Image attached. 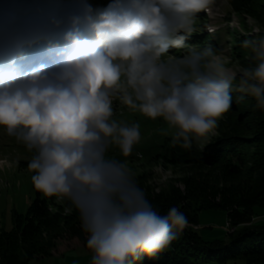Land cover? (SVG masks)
<instances>
[{"label":"clouds","instance_id":"1","mask_svg":"<svg viewBox=\"0 0 264 264\" xmlns=\"http://www.w3.org/2000/svg\"><path fill=\"white\" fill-rule=\"evenodd\" d=\"M214 2L0 0V129L31 153L35 191L78 211L89 264L156 260L189 227L139 186L127 158L141 125L120 110L162 120L183 149L215 134L233 92L264 110V33L242 41L251 63L235 71L187 43Z\"/></svg>","mask_w":264,"mask_h":264},{"label":"trees","instance_id":"2","mask_svg":"<svg viewBox=\"0 0 264 264\" xmlns=\"http://www.w3.org/2000/svg\"><path fill=\"white\" fill-rule=\"evenodd\" d=\"M247 1L230 0V3L238 8ZM205 35L203 40L198 39L199 47L212 41V35ZM237 94L233 92V98ZM246 99L251 100L253 110L239 115V125L247 135L239 134L238 129L222 132L209 145L207 153L201 152L196 144L191 149L173 147L168 137L159 152L168 161H195L216 166L225 184L208 177L204 180L189 177L185 180V192L172 188L154 197L145 193L161 214L176 206L192 225L200 224V210L222 209L227 212L233 230L226 237L206 239L198 229L188 227L174 246L158 259L145 257L138 264H227L238 260L245 264H264V110L255 107L253 98ZM24 165L27 161H21L20 166ZM217 197H220L219 202L215 200ZM52 199L37 193L25 213H14L12 228L0 230V264H40V259L52 255L55 243L43 236V230L57 229L61 222L74 225L77 218L76 213L65 217L52 213Z\"/></svg>","mask_w":264,"mask_h":264},{"label":"rangeland","instance_id":"3","mask_svg":"<svg viewBox=\"0 0 264 264\" xmlns=\"http://www.w3.org/2000/svg\"><path fill=\"white\" fill-rule=\"evenodd\" d=\"M90 2L94 5H106L108 0H90ZM197 23L199 30L187 40V43L201 46L199 42L203 40V36H206L205 33H209L208 27L213 28V33H209L212 35L210 37L212 41H207L206 44L212 45L226 67L234 71L238 70L251 63V51L242 47V41L249 38L255 30L264 33V0H248L238 8L233 7L230 0H215L211 14L200 13ZM250 101L245 99L243 102H236L233 98L232 108L219 121L215 134L206 141L193 144H196L201 152L207 153L209 145L222 132L229 133L238 129L239 134L247 135V131L239 125V115L244 111L246 114L252 112ZM118 116L130 123L138 121L141 125V143L136 146L133 156L127 160L139 186L149 197L171 191L172 188L185 192L187 189L185 180L189 177L195 180L202 178L204 180L208 177L213 182L217 179L225 184V178L221 177L220 170L216 166L195 161H168L159 155V152H162L161 145L170 137L161 131L166 127L162 120H149L127 110H120ZM136 152L139 155H136ZM30 155L31 153L14 137L6 135L3 129H0V230L12 228L14 213H25L37 196L38 192L31 184V173L27 171V165L20 166L21 161H27ZM118 158L125 159L122 156ZM215 200L219 202L220 197ZM67 207L68 205L57 202L54 198L51 201L52 213H58L61 217L76 213L77 218L74 220V225L71 222V225H63L61 222L57 229L52 227L43 230V236L54 242L55 246L52 248V255L40 259V264H89L90 262L91 255L86 248L88 234L81 226L78 211L75 209L68 211ZM199 221V225L189 224V227L198 229L206 239L226 237L227 233L233 230L227 212L219 208L200 210ZM227 264L245 263L238 260Z\"/></svg>","mask_w":264,"mask_h":264}]
</instances>
